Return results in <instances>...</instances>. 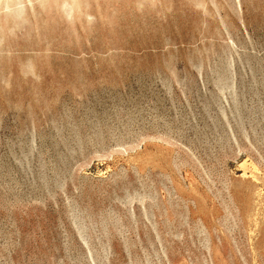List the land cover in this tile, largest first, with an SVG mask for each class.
Wrapping results in <instances>:
<instances>
[{"label":"rangeland","instance_id":"1","mask_svg":"<svg viewBox=\"0 0 264 264\" xmlns=\"http://www.w3.org/2000/svg\"><path fill=\"white\" fill-rule=\"evenodd\" d=\"M0 264H264V0H0Z\"/></svg>","mask_w":264,"mask_h":264},{"label":"bare ground","instance_id":"2","mask_svg":"<svg viewBox=\"0 0 264 264\" xmlns=\"http://www.w3.org/2000/svg\"><path fill=\"white\" fill-rule=\"evenodd\" d=\"M4 2H5V0H4ZM9 2H10V0H9Z\"/></svg>","mask_w":264,"mask_h":264}]
</instances>
